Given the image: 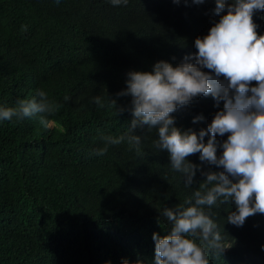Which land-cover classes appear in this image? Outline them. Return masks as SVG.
<instances>
[{
    "label": "trees",
    "instance_id": "1",
    "mask_svg": "<svg viewBox=\"0 0 264 264\" xmlns=\"http://www.w3.org/2000/svg\"><path fill=\"white\" fill-rule=\"evenodd\" d=\"M182 10V3L168 0L118 7L110 0H0V108L31 100L37 90L62 105L47 128L39 114L0 120V264H153L152 234L171 227L164 208L183 204L203 177L198 171L185 187L168 152L154 146V128L134 130L142 138L139 152L125 140L96 154L105 146L102 137L128 133L130 102L116 95L125 69L113 57L85 54L93 47L82 48L81 37L88 24L99 50L108 45L114 51L119 42L129 52H144L145 65L168 54L181 61L190 49L176 24ZM62 20L72 34L59 31ZM108 96L125 108L122 114L115 115ZM195 112L192 101L172 113L175 126L206 129L208 123L188 121ZM186 159L201 164L199 153ZM234 210L231 203L210 209L223 242L231 243L221 256L209 253L210 264H264V215L237 227L227 222Z\"/></svg>",
    "mask_w": 264,
    "mask_h": 264
},
{
    "label": "clouds",
    "instance_id": "2",
    "mask_svg": "<svg viewBox=\"0 0 264 264\" xmlns=\"http://www.w3.org/2000/svg\"><path fill=\"white\" fill-rule=\"evenodd\" d=\"M168 1L182 3L176 24L185 32L190 49L181 61L180 55L168 54L145 65L144 52H129L119 42L114 51L108 45H100L99 50L98 45L92 44L98 37L88 36V24L83 29L82 48L87 44L93 47L83 50L85 54H91L93 59L113 57L125 69L127 77H121L116 95L127 97L130 102L128 133L116 138L102 137L105 146L96 154L104 155L109 145L125 140L139 152L142 138L134 130L156 129L154 146L168 152L171 168L182 175L185 187L193 185L198 171L203 179L183 204L164 208L162 215L171 227L162 236L152 234V262L210 264L209 253L221 256L231 247L229 241L223 242L211 218L213 206L234 205L227 222L237 227L251 216L264 215V0ZM110 3L113 7L127 6L129 0ZM58 29L64 35L73 33L63 20ZM69 100V96L64 97L65 102ZM93 100L99 107L105 106L101 97ZM192 101L198 112L190 113L188 121L193 118V123H208L198 133L176 127L171 115ZM107 103L116 116L125 111L123 106H117L116 99L108 96ZM61 106L37 90L31 100L0 108V120H22L39 114L40 124L47 128L48 117ZM225 135L226 139L218 143L217 137ZM196 153L201 164L221 170L205 171L201 164L186 159ZM122 264L129 262L124 260Z\"/></svg>",
    "mask_w": 264,
    "mask_h": 264
}]
</instances>
